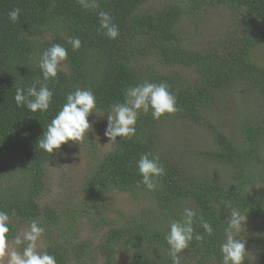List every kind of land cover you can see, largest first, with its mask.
<instances>
[{
	"label": "trees",
	"instance_id": "16d2710c",
	"mask_svg": "<svg viewBox=\"0 0 264 264\" xmlns=\"http://www.w3.org/2000/svg\"><path fill=\"white\" fill-rule=\"evenodd\" d=\"M98 4L99 9L86 10L78 0H0V210L9 214L10 238L37 219L45 228L39 250L54 255L57 264H119L122 256L128 264H171L168 225L184 208H193L214 232L207 235L196 225L203 239H193L182 264H222L223 222L227 207H235L247 215L251 235L262 236L254 238L263 243L251 252V264H264V195L259 193L264 189V66L255 58L264 50V0ZM14 8L21 10L20 17L10 23L8 12ZM98 10L113 18L117 40L98 30ZM218 15L226 22L224 30L200 47L194 34L206 17ZM75 37L81 47L73 51L69 41ZM53 43L64 46L68 57L58 78L45 82L39 60ZM145 81L169 85L179 111L160 120L141 114L136 136L111 144L85 175L86 202L74 209L42 205L47 165L74 144L51 156L37 142L67 94L92 90L99 111L89 117L91 123L96 116L107 120L106 112L123 102L125 90ZM45 83L54 93L47 113L17 107L16 87ZM177 121L208 132L211 147L195 155L211 171H192L183 162L184 147L181 153L164 147V129ZM143 153L159 156L165 167L155 191L139 183L136 162ZM110 191L143 206L133 214L99 215L94 203ZM83 220L106 229L97 244L80 240Z\"/></svg>",
	"mask_w": 264,
	"mask_h": 264
},
{
	"label": "clouds",
	"instance_id": "9594fccd",
	"mask_svg": "<svg viewBox=\"0 0 264 264\" xmlns=\"http://www.w3.org/2000/svg\"><path fill=\"white\" fill-rule=\"evenodd\" d=\"M83 9H99L98 0H78ZM21 10L14 8L8 12L10 23L19 20ZM99 31L111 40L120 36L118 26L113 22L111 15L104 10L97 11ZM73 51L80 49L81 41L75 37L69 41ZM68 52L59 43H53L45 48L39 60V68L45 82L55 81L58 72L66 66ZM54 93L47 83L39 88L32 86L16 87L14 100L17 107H26L30 112L47 113L53 103ZM99 111L96 97L91 89L77 88L69 92L66 102L56 116L47 125L37 146L53 156L63 145L72 143L82 145L88 133L93 130L89 117ZM179 111L176 96L170 91L169 85L145 81L129 87L124 92L123 102L111 105L107 113V127L105 136L109 144L118 145L124 140H131L136 136V124L141 114H149L154 120L174 115ZM119 138V141L117 140ZM106 145V146H107ZM139 182L146 190L155 191L158 180L165 175V167L160 163L159 156L143 153L136 162ZM230 210L226 222H223L224 240L220 245L222 264H244L246 240L242 236L247 222V215L237 208ZM203 228L207 235H212V225L205 221L203 216L193 208H184L181 218L168 225L165 241L168 245V255L171 264H182L183 253L190 247L191 242L203 237L196 233L195 226ZM45 228L37 219L30 220L28 229L17 233L10 238V217L6 211L0 210V264H57L56 257L47 251L39 250L38 242L43 237ZM22 246V247H21Z\"/></svg>",
	"mask_w": 264,
	"mask_h": 264
},
{
	"label": "rangeland",
	"instance_id": "374dc122",
	"mask_svg": "<svg viewBox=\"0 0 264 264\" xmlns=\"http://www.w3.org/2000/svg\"><path fill=\"white\" fill-rule=\"evenodd\" d=\"M213 17V16H212ZM211 17V18H212ZM206 17L198 34H194L197 42L199 40L200 47L208 42V39L217 37L224 30L226 22L220 16L216 18ZM256 60L264 66V50H260L255 55ZM107 120L96 116L92 118L91 124L93 130L88 133V137L82 145L74 144L66 150L56 155L54 160L47 165L45 174V189L42 194V205H51L52 207L62 208H77L79 205L86 202L83 193L81 192V183L89 171L90 167L103 155L106 154L110 145L105 136V122ZM179 121L173 122L164 129V147L167 150L181 153L180 148L187 152L183 157V162L191 168L192 171L202 170L211 171L206 163H204L195 155V152L211 147V138L207 131L196 127L182 126ZM94 133V140L90 138V134ZM86 142V143H85ZM92 142V143H91ZM107 145V146H106ZM260 195H264V189H259ZM97 210L102 212L99 215H109L110 217L117 216V212L123 211L128 214L137 213L143 206L140 202L132 197L120 194L115 191L106 193L100 201L94 203ZM108 216V217H109ZM81 239H90L94 243H98L99 238L103 235L106 229H101L102 226H92L87 221L81 222ZM245 230L242 232L243 238L246 240L247 257L244 264H251V252L255 251L261 242L257 243L254 238L262 236L251 235L252 226L246 222ZM253 237L252 239H250ZM250 239V240H249ZM264 240V238H263ZM257 244V246H255ZM39 249L43 247L41 240L38 242ZM255 246V248H254ZM119 264H128V259L125 256L118 258Z\"/></svg>",
	"mask_w": 264,
	"mask_h": 264
},
{
	"label": "bare ground",
	"instance_id": "6f19581e",
	"mask_svg": "<svg viewBox=\"0 0 264 264\" xmlns=\"http://www.w3.org/2000/svg\"><path fill=\"white\" fill-rule=\"evenodd\" d=\"M86 143V142H85Z\"/></svg>",
	"mask_w": 264,
	"mask_h": 264
}]
</instances>
